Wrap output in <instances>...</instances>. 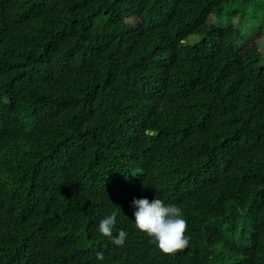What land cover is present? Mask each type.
Returning a JSON list of instances; mask_svg holds the SVG:
<instances>
[{
    "label": "trees",
    "instance_id": "trees-1",
    "mask_svg": "<svg viewBox=\"0 0 264 264\" xmlns=\"http://www.w3.org/2000/svg\"><path fill=\"white\" fill-rule=\"evenodd\" d=\"M253 1L0 0V264H264V54L233 23ZM144 197L188 247L134 228ZM112 211L123 247L96 231Z\"/></svg>",
    "mask_w": 264,
    "mask_h": 264
},
{
    "label": "clouds",
    "instance_id": "clouds-1",
    "mask_svg": "<svg viewBox=\"0 0 264 264\" xmlns=\"http://www.w3.org/2000/svg\"><path fill=\"white\" fill-rule=\"evenodd\" d=\"M132 221L134 228L147 236L151 243L164 254H173L189 246L190 238L186 235L187 221L180 207L168 204L159 197L151 201L144 198H133ZM117 223V212L112 211L98 223L96 231L107 238L116 247H123L128 233L124 229L114 228ZM102 252L96 253V260L103 261Z\"/></svg>",
    "mask_w": 264,
    "mask_h": 264
},
{
    "label": "rangeland",
    "instance_id": "rangeland-1",
    "mask_svg": "<svg viewBox=\"0 0 264 264\" xmlns=\"http://www.w3.org/2000/svg\"><path fill=\"white\" fill-rule=\"evenodd\" d=\"M239 7V3L227 7L225 9V15L230 9H237ZM245 12L246 15L244 18L240 15L233 19L235 27L241 32L240 39L237 41V49L240 52L253 42H258L264 54V0H254L253 3L245 9ZM210 22L216 27L221 28L226 25L227 17L218 18L213 16L210 18ZM127 23L135 27L139 24V21L135 18H129L127 19ZM198 40L199 39H192L190 42H197Z\"/></svg>",
    "mask_w": 264,
    "mask_h": 264
}]
</instances>
